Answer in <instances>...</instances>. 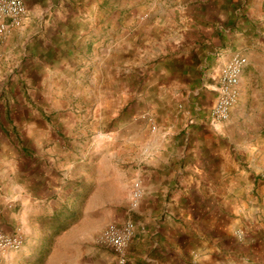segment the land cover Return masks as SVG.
Masks as SVG:
<instances>
[{"label": "rangeland", "instance_id": "obj_1", "mask_svg": "<svg viewBox=\"0 0 264 264\" xmlns=\"http://www.w3.org/2000/svg\"><path fill=\"white\" fill-rule=\"evenodd\" d=\"M25 1L34 14L0 40V175L33 162L46 181L37 204L60 215L26 221L33 248L64 222L45 240L57 253L117 264L101 230L159 216L201 264H264V0ZM234 53L237 98L212 123L206 86ZM168 167L177 185L155 208L141 174Z\"/></svg>", "mask_w": 264, "mask_h": 264}, {"label": "crops", "instance_id": "obj_2", "mask_svg": "<svg viewBox=\"0 0 264 264\" xmlns=\"http://www.w3.org/2000/svg\"><path fill=\"white\" fill-rule=\"evenodd\" d=\"M26 14L27 17L25 20L27 21L29 15L34 13H30L27 9ZM180 141L181 138L174 142L178 143ZM175 147L178 149L180 146L177 145ZM181 147H183V145H181ZM183 155L184 154L178 152V150H176V152H172L171 150L167 158H170L173 162ZM148 161L147 159L146 162ZM151 165L155 167L158 166L154 164ZM6 167L8 171L5 170L4 174L0 175L2 179H5L4 182H0V188L9 189L10 192L9 194L6 192L2 194V192H0V227L7 233L19 230L22 231L23 244L18 250L7 251L0 254V264H101V262L87 263L81 259L77 260L78 262L74 260L71 261L64 255L57 253L54 247L49 246L48 243L45 242V240L50 241L56 238L55 234L59 231L56 225L55 227L52 226V228H45L43 225L45 228H42L43 236L41 238L43 244L42 242L40 244L38 243L34 246L35 248H33L31 245L32 243L28 242L32 235L29 236L27 234L29 231H27L28 229L25 226L26 221L29 222L30 219L39 217V221L47 219L49 222L56 217L55 214L57 215V212L53 211L56 206L49 200L46 204L47 211H44L43 206L45 205L43 202L37 204L40 201V198H38L40 197V190H38L39 188H36V186L41 182L42 184H40L39 187L42 191V185H44L43 183H46V181H44V177L39 174L40 168L38 169L33 162L20 161L13 164V167L8 163ZM11 168L16 169V171L13 169L15 173L11 172ZM168 168L169 169L162 168L161 171L154 170V176L151 172L145 174L137 172V174H141L144 182L145 194L149 191L158 192L155 196H152L154 198L152 202L155 208H159L161 204L166 203L162 199H159V192L171 190L172 187L177 185L178 176L175 169L171 167ZM18 169L20 171H18ZM149 182L151 183L150 185L148 184ZM182 184L191 186L193 181H183ZM46 185L50 186L49 183ZM50 188L51 191L58 189V187L53 186ZM2 190L3 189H1V191ZM36 208H38V211L35 212ZM154 218L155 220L152 224L155 226L146 225V229L141 226L142 230H136L134 232L129 243V258L126 264H201L193 240L188 241L186 238V241L185 235L177 233L178 229L169 234L164 230V219L161 220L159 216H154ZM34 221H36V218H34ZM34 223L37 224L36 222ZM192 239L194 238L192 237ZM175 240H177L178 244L176 246L174 244ZM182 242L185 245H180ZM35 257H37V260L33 262Z\"/></svg>", "mask_w": 264, "mask_h": 264}, {"label": "built area", "instance_id": "obj_3", "mask_svg": "<svg viewBox=\"0 0 264 264\" xmlns=\"http://www.w3.org/2000/svg\"><path fill=\"white\" fill-rule=\"evenodd\" d=\"M25 14V0H0V40L6 36L11 27L20 25ZM245 65L244 55L232 54L212 78V83L206 86L214 94V102L210 111L212 123L226 121L229 118L230 109L237 98V87ZM152 129H155V125H152ZM140 196V185L135 182L131 198L136 200ZM133 235V223L127 220L122 224H107L99 233L98 240L101 245L113 252L118 264H126L128 261L127 247ZM22 244L23 237L19 233H7L0 228V254L18 250Z\"/></svg>", "mask_w": 264, "mask_h": 264}, {"label": "trees", "instance_id": "obj_4", "mask_svg": "<svg viewBox=\"0 0 264 264\" xmlns=\"http://www.w3.org/2000/svg\"><path fill=\"white\" fill-rule=\"evenodd\" d=\"M70 214H72V212H70ZM60 215V212L59 213H57V216H59ZM57 216H56V218H57ZM69 216V215H68ZM65 226V223L63 222L62 224H58L57 226H56V228L57 229H60V228H62V227H64Z\"/></svg>", "mask_w": 264, "mask_h": 264}]
</instances>
